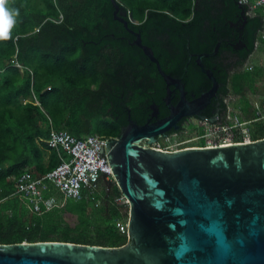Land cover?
Listing matches in <instances>:
<instances>
[{
	"label": "trees",
	"instance_id": "16d2710c",
	"mask_svg": "<svg viewBox=\"0 0 264 264\" xmlns=\"http://www.w3.org/2000/svg\"><path fill=\"white\" fill-rule=\"evenodd\" d=\"M117 1L128 25L116 18L112 0H8L6 6L18 9L19 16L10 38L0 40V243L117 246L128 240L117 226L123 218L128 221V208L98 207L91 195L75 200L50 184L43 196L53 198L52 205L42 202L36 210L34 199L18 192L17 179L25 171L42 177L59 163L57 151L49 153L44 141L52 129L79 137L119 135L128 114L124 109L116 118L108 110L118 102H126L139 122L150 116L151 103L160 106L161 116L169 113L166 81L157 63L133 43L137 33L168 74L200 94V86L208 89L212 81L198 56L213 52L221 38L234 32L236 41L247 45L245 51L233 45L227 52L229 41H223L222 55L204 56L203 62L223 83L220 93L241 95L243 116L256 117L247 93L258 91L264 68L257 64L242 71V66L264 29V8L252 16L239 0ZM191 52L197 54L190 58ZM254 128V139L264 137L262 122Z\"/></svg>",
	"mask_w": 264,
	"mask_h": 264
},
{
	"label": "water",
	"instance_id": "95a60500",
	"mask_svg": "<svg viewBox=\"0 0 264 264\" xmlns=\"http://www.w3.org/2000/svg\"><path fill=\"white\" fill-rule=\"evenodd\" d=\"M112 1L116 18L128 25L121 15L126 12ZM134 43L157 63L168 82L169 103L171 84L183 90L168 116L146 124L130 121L105 143L103 152L129 203L127 243H0V264H264V137L178 150L140 145L144 139L154 144L158 136L178 129L182 118L199 115L218 85L202 62L212 53L200 54L199 64L214 86L189 100L182 79L162 68L140 33Z\"/></svg>",
	"mask_w": 264,
	"mask_h": 264
},
{
	"label": "built area",
	"instance_id": "2783aa9c",
	"mask_svg": "<svg viewBox=\"0 0 264 264\" xmlns=\"http://www.w3.org/2000/svg\"><path fill=\"white\" fill-rule=\"evenodd\" d=\"M241 4L248 7L251 15H256L259 8H264V0H239ZM264 39V29L260 33V37L256 42V48L260 46L264 48L261 42ZM252 67V66H251ZM261 101L254 103L257 119H264V95ZM246 122L239 116H234L230 123L225 125L216 124L211 132H207L204 137L213 134L219 137L222 132L225 137L231 130H239L240 133L246 132L240 130ZM233 132V131H232ZM51 150H56L59 156V163L42 177H36L33 173L25 171L18 179V192L27 194L34 199L35 209L40 210L41 203L52 205L53 198H45L44 191L49 190L50 184H53L59 190L63 191L68 197L75 200H81L88 196L89 190H93L102 176L107 178L114 177V173L109 164L107 154L103 152L106 138L98 134H89L86 137L73 135L65 129H52L50 136L44 139ZM251 141V140H250ZM208 141V146L226 144L225 142ZM249 142V141H248ZM232 144V143H228ZM118 227L123 233L128 234V222L123 223L121 220L117 222Z\"/></svg>",
	"mask_w": 264,
	"mask_h": 264
},
{
	"label": "flooded vegetation",
	"instance_id": "af4514ba",
	"mask_svg": "<svg viewBox=\"0 0 264 264\" xmlns=\"http://www.w3.org/2000/svg\"><path fill=\"white\" fill-rule=\"evenodd\" d=\"M121 9H122L121 11L123 13H125L124 9L123 8H121ZM248 14H250L249 11H248ZM124 15L125 14H123V18H125ZM252 16H254V15H252ZM239 22H241V20L238 21L237 23H239ZM243 27H244V24H242L239 27V29H241ZM259 37H260V34H259ZM220 40H222V42L223 41H229L228 42L229 43L228 46H230V50L227 51V52H231L233 50L232 49L233 45L235 46V50L237 52L238 51H240V52L241 51H245L244 48L247 49V45L244 44L245 42L243 40L236 41L234 32H232V36L221 38ZM222 42H221V45H222ZM255 50H256V44H255ZM214 51H215V49H214ZM214 51L211 52L212 55H214V56H211L212 59H217L218 57H220L222 55V54L219 55V50L216 53ZM195 54H197V53L191 52L190 53V58H192ZM198 54H200V53H198ZM202 62H203V58H202ZM203 64H204V62H203ZM254 67H255L254 65H250V66H248L247 69H252L253 70ZM242 68H243L242 71L246 70L243 66H242ZM213 74H214V72H213ZM174 77L179 78L177 76H174ZM216 80H217V85H218L217 89H216L217 93L210 97V100L199 111V115H190V116H186V117L182 118L180 120V123H179L180 127L178 129H174L173 128V129L167 131L166 133H164L163 135L158 136L157 137L158 140L154 144H149V139H144V141H142L140 143V145H142L143 147L144 146L145 147L154 146V147H160V148L168 149L169 145L165 146L163 143L169 141L172 137H174V135H178V134L182 133L183 131L188 130L192 135L194 133H199L197 136L201 140L198 141V142L184 141L179 148L173 149V150L192 148V147H206V146H208L207 139L204 137V135L206 133V130H207L206 129V124H208L210 126H214L216 124L225 125V124L230 123L229 117H231V115H230V113L228 111V103H227L228 99L227 98H230L233 93L229 92L230 94H228V95L223 94V92L220 93V90H221V87L223 86V83L218 81L217 77H216ZM165 81H166V79H165ZM210 81H212V85L208 89H204V85H201L200 87H201L202 91L200 92V94H198L195 90H192V91L189 92L188 89L186 88V84L182 80V82L184 84V89L186 91L185 92L186 98L189 99V100H192V99L200 97L204 92L210 91L213 88V86H214V81L211 78H210ZM167 84H168V82L166 81V86L168 87ZM175 84H171L170 85V88L173 90L171 95H170V97L172 99V102L169 103L170 101L168 102L166 100V97L168 95V89H167V94L164 97L165 105L167 106V108H169V113H170V105L178 104L180 102V100L182 99V90L183 89L181 90L180 88H178L177 83H175ZM251 94H252V92H251ZM238 96H240V98H241V95H238ZM247 96H248V99H249V92L247 93ZM261 97L262 96H260L257 100H255V102L253 101V103H256L257 101H261L263 99ZM156 107H158V110L156 109ZM124 109H125V113L123 111ZM148 109L150 110L149 111L150 112V116L146 117L142 122H139L138 120L132 118V116H131V114H132L131 108L127 106L126 102H118L117 106H115V104H114L113 107L111 108V110L110 109H108V110L110 111V113H109V114H111L110 116H114L116 118H119L120 116H122L123 113H124L123 115L128 114L127 123L122 125L121 128L126 126V125H128L130 121H133V122L138 123V124H146V123L155 122V121H157L159 119H163L164 117L169 115V113H168V114H166L164 116H161L160 106L157 103H151L149 105ZM154 113L157 114V115H154ZM234 116H239L240 118H243L244 121L249 122V123H246L244 126L240 127V130H245L248 134L252 131V129H254V127L257 126L258 122H263V120H264V119H257L255 117L254 118H245L243 116L241 107H240V115L235 113ZM222 134H223V132H222ZM117 137H118V135L110 136V137H107L106 139L110 140L111 142H113L112 139H115ZM261 138H263V137H260L258 139H261ZM258 139H253V141L254 140H258ZM238 141L239 140H237L236 142H238ZM240 141H242V140H240ZM200 142H202V144ZM97 187L98 188H105L106 192H105V195H104L103 199L106 201V204H107L108 201H110L109 199H112L115 196L121 195L120 197L125 199L126 202L124 204L128 208V211H129L128 200L124 197L123 193L120 191L119 186L117 185L114 177L107 178L105 176H102L100 178V180L98 181L97 186L95 188H97Z\"/></svg>",
	"mask_w": 264,
	"mask_h": 264
},
{
	"label": "rangeland",
	"instance_id": "374dc122",
	"mask_svg": "<svg viewBox=\"0 0 264 264\" xmlns=\"http://www.w3.org/2000/svg\"><path fill=\"white\" fill-rule=\"evenodd\" d=\"M257 64L261 65L264 68V48L263 47L260 48V46L257 47L256 50H254V52L252 53L251 57L243 65V67L245 69H247L248 66H250V65H254L255 66ZM99 67L100 68H104L105 67V62H101ZM257 90L258 91L256 93L254 92V93L251 94V92H249V99L253 100L254 102H255V100H257L260 97L259 94L263 93V91H264V80L263 79H262V81L258 82V89ZM231 93H233L231 95V97L227 98L228 99V102H227L228 103V111H229V113L231 115V117H229V120H233L234 119V114L235 113L240 115V106H241L240 105V99H239L240 96H238L239 94H234V92H231ZM74 94H77V92H75ZM237 105L239 107H237ZM241 119H243V118H241ZM262 123L264 124V120H263ZM215 128L216 127H214V126H210V125L206 124V129L208 130L207 132H211ZM254 129H252V131ZM252 131L248 134L247 132L240 133L239 130H237V131H235V130L229 131V129H228V133H227V135L225 137L223 136V134H221L219 137H214L213 134H211L210 136L207 137V140L208 141L212 140L213 142H211V143H215V142H218V143L225 142L226 143L227 142L226 144H228V143H236L237 140H239L238 142H248L250 140L253 141V139H254ZM91 134H94V133H91ZM198 134L199 133H194L192 135L188 130H185V131H183L182 133H180L178 135H174V137H172L169 141H167V142H165L163 144L165 146L169 145L168 149H170V150L177 149V148H179L181 146V144L184 141H189V142H198V141H200L201 139L198 138V136H197ZM259 137H262V135H260ZM240 140H242V141H240ZM200 143L202 144V142H200ZM218 145H220V144H218ZM214 146H217V145H214ZM105 192H106L105 188H98L97 187V188H94L93 190L92 189L89 190L88 197H89V195H91L92 197L90 198V200H93V199L96 200L98 207L107 206L110 209H112L113 207H117L119 209H122V210L126 211L127 207L124 204L126 201H125L124 198L120 197L121 195H118V196L113 197L112 199H109L110 201H108L107 204H106V201L103 199L104 195H105ZM128 213H129V211H128ZM128 218H129V216H128ZM121 221L123 223H126V224L128 222L127 219H125V218H123V220H121ZM25 241H27V240H25ZM95 241H97V240L95 239ZM127 241H126V243H127ZM29 242H31V241H29ZM35 242H37V241H35ZM121 244H122V242L117 243V246H120ZM124 244H122V245H124ZM95 245L112 246L113 244L112 243L103 242V243H98V244H95Z\"/></svg>",
	"mask_w": 264,
	"mask_h": 264
},
{
	"label": "clouds",
	"instance_id": "9594fccd",
	"mask_svg": "<svg viewBox=\"0 0 264 264\" xmlns=\"http://www.w3.org/2000/svg\"><path fill=\"white\" fill-rule=\"evenodd\" d=\"M8 0H0V40L10 38V30L15 24V18L19 16V10L9 8Z\"/></svg>",
	"mask_w": 264,
	"mask_h": 264
},
{
	"label": "crops",
	"instance_id": "0c3cea01",
	"mask_svg": "<svg viewBox=\"0 0 264 264\" xmlns=\"http://www.w3.org/2000/svg\"><path fill=\"white\" fill-rule=\"evenodd\" d=\"M47 151L50 153L51 152V149H47Z\"/></svg>",
	"mask_w": 264,
	"mask_h": 264
}]
</instances>
